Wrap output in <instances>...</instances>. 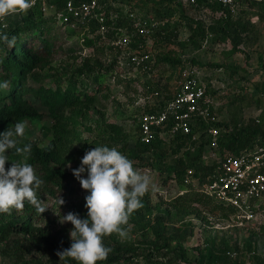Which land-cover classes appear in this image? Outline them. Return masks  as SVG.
Returning <instances> with one entry per match:
<instances>
[{
	"label": "rangeland",
	"instance_id": "374dc122",
	"mask_svg": "<svg viewBox=\"0 0 264 264\" xmlns=\"http://www.w3.org/2000/svg\"><path fill=\"white\" fill-rule=\"evenodd\" d=\"M153 1L109 0L113 9L121 11L123 9L124 12L126 7L140 16L153 14L158 10L160 15L157 18L174 23V32L169 41L153 36L149 50L155 62L148 77H142V74L132 70L123 71L114 64L120 55L110 45L114 37L108 35L105 38L96 37L95 33H92L89 35L92 36L93 44L81 47V36L68 39L62 29L60 30L55 23H50L52 27L50 36H55L52 40L54 49L47 57L42 70L37 71L44 79L43 84L52 86L50 75L55 77L70 68L82 67L85 64L100 70L101 73L106 72V80L99 88L96 104L84 111L83 115L68 114L69 118L75 120L72 126V129L76 130L75 134L79 133L83 140L90 141L97 139L99 135H109L110 130H106V125H113L118 127L113 135L117 141L135 137L136 118L143 112L142 105L152 101L150 96L155 91L160 93L159 97L154 99L155 103L169 98L176 87L177 73L182 65L195 67L204 74L209 96L213 100V113L218 122L226 124L229 130L250 124L264 127V7L252 4L250 7L242 8L238 17L232 19V23L235 24L230 26L227 36L220 33L222 21L214 19L213 27L210 28L213 42L202 49L189 40L190 32L186 22L180 18V14L183 13L184 17L193 19L197 13L189 7H182L180 10L176 5H153ZM167 9L173 10L171 17L164 14ZM225 42L230 43V50L222 52L215 50L213 44ZM32 80L28 79L29 84L37 87L38 83ZM89 92L92 93V90ZM30 101L39 108L37 101L33 98ZM25 125V134L19 137L18 141L38 143L41 146L46 144L48 136L45 135L44 129L49 127V122L45 117L41 121H26ZM102 129L105 131H101ZM262 143L264 140L260 138L257 144ZM120 146L121 143H117L114 147ZM68 157L70 162L65 168L72 173L79 167L82 159L76 141L73 142ZM151 158V155H147L145 161H151ZM144 165L135 163L133 167L150 177L147 195L151 205L165 208V203L176 197L178 184L172 186L171 179L160 176L158 171ZM50 189L53 192L50 195L37 191L43 202L42 206L46 208L43 213L37 212L35 206L25 202L31 207L29 212H25L23 208L13 209L5 214L20 221L31 217V222L36 227L51 224L50 227L58 233V243L63 240L71 242L69 231L72 225L62 224L60 220L69 212L76 213L81 218L86 217L85 196L89 193L81 188L76 178L71 184L73 192L70 194L57 188ZM58 199H62L64 203L59 205ZM213 204L211 201L207 204L194 203L175 209L170 207V216L165 224L166 235L176 232L169 243L172 252L167 258L155 256L152 262L148 263L153 264L157 261L158 264H200V258L206 251L211 250L214 255L221 258L216 264H264V205L256 221L237 226L233 221L223 218L221 212L214 209ZM121 227L128 232L126 238H120L115 233L121 241L137 243L142 238L143 231L134 225L130 218L128 224ZM144 234L145 238H150L147 232ZM32 254L39 257V264H59L50 263L43 250H35ZM30 257L31 255L27 260ZM148 263L141 259L139 264ZM0 264L20 262L13 257L0 254Z\"/></svg>",
	"mask_w": 264,
	"mask_h": 264
},
{
	"label": "trees",
	"instance_id": "16d2710c",
	"mask_svg": "<svg viewBox=\"0 0 264 264\" xmlns=\"http://www.w3.org/2000/svg\"><path fill=\"white\" fill-rule=\"evenodd\" d=\"M66 1L68 0H48L49 3L56 4L57 10H61ZM198 1L199 4L204 5L205 0ZM98 5L100 7L98 12L104 14L106 25L112 24L114 28L126 27L131 30V22L124 15L123 9L122 11L113 9L109 0H98ZM153 5H176L180 10L183 7L178 0H154ZM253 5L256 4L253 3ZM164 14L171 17L173 10L167 9ZM148 15L157 18L160 11L157 10ZM180 18L186 22L190 32L189 40L197 44L196 47H201V42L205 37L203 26L191 18L184 17L183 13L180 14ZM221 21L220 33L222 36H227L230 26H234L235 23H232L230 17L221 19ZM50 23L56 25L53 17H44L40 2H37L26 12L6 17L5 28H0V35L6 34L10 38L12 36L16 38L12 47L0 41V81L9 82L7 89L0 90V132L11 129L18 121L24 123L26 121H41L45 117L49 122V127L44 129L48 139L43 146L38 143L18 141L21 146L24 144H31L32 146L31 154L26 162L33 166L36 174L43 181L37 189L40 193L45 192L50 195L53 193L50 188L65 190L67 194L73 192L71 191V184L75 178L65 167L70 162L68 155L75 141L79 145V154L82 157L86 151L96 146L114 147L117 143H121L118 150L126 155L133 164H146L144 166H149L151 170L158 171L160 176H165L168 180L175 179L179 187H177L178 190L184 191L182 179L187 169H192L196 175L203 177L209 174L212 169L206 166L202 157L203 149L208 143L205 132L209 127L217 128L219 131L217 151L221 157L252 149L260 138L264 140L263 126L250 124L229 130L228 126L221 122L207 123L199 119L195 121L192 129V135L199 134L197 141H191V137L178 135L170 143L160 139L141 143L138 127L135 128L137 129V134L136 132L134 134L135 137L131 136L129 139L123 138L117 141L113 135L117 132L118 127L113 125H106V130H110L109 135H99L97 139L90 141L83 140L79 133L76 135V130L72 129L75 120L69 118L68 114L83 115L84 111L96 104L97 94L100 92L99 88L106 80V72L101 73L100 70L85 64L82 67L70 68L65 73L55 77L50 75L51 82H53L52 86L43 84L44 79L37 71L42 70L47 57L51 55L54 49L52 40L55 36H50L52 29ZM173 24L168 22L162 28L163 33H156L154 38L169 41L175 28ZM56 26L60 30L62 29L61 31L68 39L81 36V47H88L93 44V39L89 37V34L97 30L99 25L97 20L92 19L89 23L90 33L84 32L83 26L80 25L73 29L67 26L63 28ZM115 34V29L107 33L111 38L115 37ZM96 37H100V35H96ZM133 39L135 40V37ZM114 62L116 64V60ZM112 68L113 65H111V70ZM121 70L128 71L126 68ZM29 78L38 83L37 87L29 84ZM89 90H92V93ZM31 98L38 102L39 108L30 101ZM163 102L147 104L143 106L142 111L145 113L158 110ZM101 131L104 132L105 130L102 129ZM147 155L152 156L151 161H145ZM9 160L5 164L6 170L12 162H25L22 161L20 155L15 153L14 149L9 152ZM141 199L143 206L133 212L130 220L143 231L142 238L134 243L121 241L115 233L106 236L103 242L112 251L107 260L97 262V264H139L141 259L148 263L152 262L155 256L167 258L172 252L169 243L176 233L166 235L167 226L165 222L170 216L169 208L175 209L194 203L207 204L212 201L199 193L189 191L173 197L172 200L165 203V208H161L160 205L152 206L147 193ZM160 200L162 201V199ZM212 202L214 209L219 210L223 218L229 219L232 210ZM24 210L25 212L31 210L28 203H25ZM31 221V217L20 221L17 218L8 217L5 213H0V254L13 257L20 264H39V257L37 258L32 253L35 250H43L46 252L50 263L64 264L57 252L69 248L71 242L62 239L63 241L58 243V233L50 227L51 224L36 227ZM144 232L150 235L149 239L145 238ZM30 255L31 257L27 260ZM219 260L221 258L209 250L200 258L199 263L216 264ZM69 264H77V262L69 260ZM153 264H158V262L154 261Z\"/></svg>",
	"mask_w": 264,
	"mask_h": 264
},
{
	"label": "built area",
	"instance_id": "2783aa9c",
	"mask_svg": "<svg viewBox=\"0 0 264 264\" xmlns=\"http://www.w3.org/2000/svg\"><path fill=\"white\" fill-rule=\"evenodd\" d=\"M178 1L183 7H189L197 13L192 18L205 29V37L201 42V48L204 49L213 42L210 28L214 19L236 18L242 8L250 7L253 3H262L264 0H205L204 5L199 4L198 0ZM37 2H40L44 17H53L56 25L61 28L67 26L73 29L80 25L83 26L84 32L90 33L89 23L95 19L99 25L93 32L95 35L105 38L109 31L115 29L116 34L110 45L120 53L116 66L138 72L142 77L149 76L151 66L155 62L149 50L150 44L156 33H163L162 28L169 21L149 15L140 16L125 7L123 13L131 22V30L126 27L114 28L112 24L106 25L104 14L98 12V0H76V3L74 0H68L61 10H57L56 4L49 3L48 0H34L32 6ZM5 19L6 17L0 18L1 29L6 26ZM89 37L92 39V36ZM213 45L219 52L231 49L229 42ZM203 77L204 74L197 68L182 65L177 73L176 87L172 95L162 100L164 102L158 110L142 112L136 118L141 143H149L155 139L170 143L178 135L197 141L199 134L192 135L196 120L218 122L213 113L209 87ZM159 95L160 93L155 91L150 96L152 101L142 106L155 104L154 99ZM205 133L208 143L203 149L202 157L206 166L212 169L204 177L196 175L192 169H187L182 179L185 190H177L175 195L187 191L199 193L231 209L232 214L228 220L237 226L256 221L264 205V143L256 144L252 149L241 151L239 154L221 157L217 151L218 129L209 127ZM171 184L177 185L176 180L171 179Z\"/></svg>",
	"mask_w": 264,
	"mask_h": 264
},
{
	"label": "clouds",
	"instance_id": "9594fccd",
	"mask_svg": "<svg viewBox=\"0 0 264 264\" xmlns=\"http://www.w3.org/2000/svg\"><path fill=\"white\" fill-rule=\"evenodd\" d=\"M34 0H0V18L26 12ZM15 36L0 35V41L9 47L14 46ZM9 87L8 81H0V90ZM25 123L18 121L11 129L0 132V213L13 209H23L25 202L35 206L43 213L46 208L37 195L43 183L33 166L26 161L31 154V144L19 145L18 138L25 134ZM22 157L25 162H12L6 170L10 150ZM86 173V175H85ZM85 196L86 217L69 212L60 222L70 223V247L58 251L57 255L64 264L69 260L77 264H97L105 261L112 251L105 246L104 238L113 233L126 238L127 225L133 212L143 206L142 197L147 193L150 177L141 174L133 167V162L117 147L96 146L86 151L79 167L72 171ZM58 199V204H63Z\"/></svg>",
	"mask_w": 264,
	"mask_h": 264
},
{
	"label": "crops",
	"instance_id": "0c3cea01",
	"mask_svg": "<svg viewBox=\"0 0 264 264\" xmlns=\"http://www.w3.org/2000/svg\"><path fill=\"white\" fill-rule=\"evenodd\" d=\"M255 6H258V7H259V6L264 7V4L259 3V4H256ZM250 11H252V10H250ZM250 11H249V12H250Z\"/></svg>",
	"mask_w": 264,
	"mask_h": 264
}]
</instances>
